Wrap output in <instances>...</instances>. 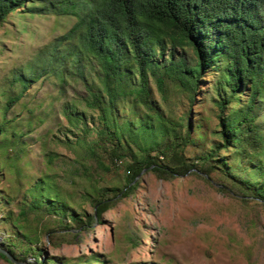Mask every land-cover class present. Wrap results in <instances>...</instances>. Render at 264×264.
Segmentation results:
<instances>
[{"label": "trees", "instance_id": "1", "mask_svg": "<svg viewBox=\"0 0 264 264\" xmlns=\"http://www.w3.org/2000/svg\"><path fill=\"white\" fill-rule=\"evenodd\" d=\"M29 1L0 0V25ZM24 10L72 16L75 21L55 38L40 66L36 64L28 74L15 75L12 80L23 82L24 90L43 73L63 77L62 65L72 63L87 91L83 106L97 108L102 121L83 157L94 160L101 172L123 164L124 184L91 186L83 197L90 199L94 214L69 213L65 223L59 216L64 205L57 192L39 178L31 186L34 202L13 219L15 242L6 248L16 260L21 261L27 252L38 258L43 251L38 246L40 234H47L50 240L57 236V245L75 242L80 228L99 220L116 201L135 191L136 177L143 169L163 179L187 172L208 176L219 169L238 185L243 198L252 196L264 204V179L258 183V175L264 171V127L257 121L264 102V0H43ZM188 48L187 58L183 52ZM87 60L92 63L88 68ZM211 71L216 79L212 98L219 109L214 129L219 141L203 155L187 157V145L204 137L200 123H192L190 114L200 82ZM167 80L187 97L188 108L177 120L165 117L153 99L151 81L166 98ZM22 92L7 99L4 113ZM242 95L244 103L239 102ZM122 104L128 105L126 116H122ZM64 109L71 124L81 120L80 107L66 105ZM8 121H1V132L6 131L3 127ZM160 131L167 138L153 140ZM229 148L249 157L252 168L242 178H236L237 171L220 156V150ZM98 150L104 156H97ZM51 220L59 227L51 226ZM23 247L22 254L16 251ZM0 258L11 262L1 252ZM42 263L58 264L53 257Z\"/></svg>", "mask_w": 264, "mask_h": 264}, {"label": "rangeland", "instance_id": "2", "mask_svg": "<svg viewBox=\"0 0 264 264\" xmlns=\"http://www.w3.org/2000/svg\"><path fill=\"white\" fill-rule=\"evenodd\" d=\"M42 2L29 1L22 10L9 13L0 25V124L3 119L9 120L3 127L6 131H0L3 247L15 242L13 219L21 208L34 202L31 186L39 178H44L49 190L57 192L64 205L59 216L65 223L69 213L94 214L90 199L83 197L91 186L124 184L123 164L101 172L94 160L83 157L88 144L97 138L102 121L97 108L83 106L87 91L73 72L72 63L62 65L66 73L63 77L43 73L24 90L23 82L12 80L15 75L28 74L36 64L40 66L55 38L75 21L72 16L30 14L24 10ZM190 53L188 48L183 55L188 58ZM164 57L169 60L166 53ZM90 63L85 61L87 68ZM213 73L202 78L191 106L190 119L200 123L204 137L187 145V157L201 156L219 141L214 131L219 109L212 98L216 94ZM166 83L163 98L151 81L153 99L165 117L177 120L188 108L187 97L176 83ZM19 91H23L19 100L4 113L7 99ZM245 99L242 95L239 102ZM66 105L80 107L81 120L76 125L65 117ZM122 107V116L128 115V105ZM260 107L263 109L258 111L257 121L264 127V102ZM165 138L167 135L160 131L153 140ZM219 153L234 167L232 171H237L236 178L252 168L248 156L236 154L231 148ZM97 156H104L103 151L98 150ZM258 176L261 184L264 171ZM242 194L219 169L211 170L208 176L187 172L168 179L145 170L137 179L135 191L116 201L99 220L80 228L75 242L57 245V236L50 240L47 234H40L38 246L42 253L36 259L27 252L21 261L43 264L46 257H53L58 264H264V204L252 196L243 198ZM50 225L59 227L53 220ZM23 250L25 247L16 251L22 254ZM0 264L19 263L0 258Z\"/></svg>", "mask_w": 264, "mask_h": 264}, {"label": "water", "instance_id": "3", "mask_svg": "<svg viewBox=\"0 0 264 264\" xmlns=\"http://www.w3.org/2000/svg\"><path fill=\"white\" fill-rule=\"evenodd\" d=\"M143 171H145V169H143V170L137 175L136 178H138V177L141 175V173H142ZM95 216H96V214H95ZM1 244H2V243L0 242V252L3 253L4 255H6L11 261L17 262V263H19V264H32V263L28 262V261H30V260H25V261H19V260H16V259H15V258L9 253L8 249H7L6 247H3Z\"/></svg>", "mask_w": 264, "mask_h": 264}]
</instances>
